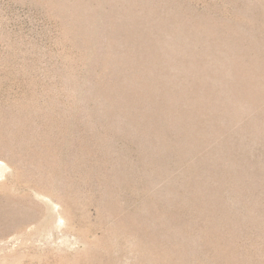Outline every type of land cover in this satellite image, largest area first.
Instances as JSON below:
<instances>
[{"label":"rangeland","instance_id":"obj_1","mask_svg":"<svg viewBox=\"0 0 264 264\" xmlns=\"http://www.w3.org/2000/svg\"><path fill=\"white\" fill-rule=\"evenodd\" d=\"M0 264H264V0H0Z\"/></svg>","mask_w":264,"mask_h":264}]
</instances>
